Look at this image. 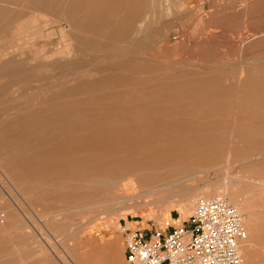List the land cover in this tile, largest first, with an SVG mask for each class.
<instances>
[{
  "label": "rangeland",
  "instance_id": "rangeland-1",
  "mask_svg": "<svg viewBox=\"0 0 264 264\" xmlns=\"http://www.w3.org/2000/svg\"><path fill=\"white\" fill-rule=\"evenodd\" d=\"M136 1L0 0V213L7 209L12 219L10 226L0 224V264H126L123 223L167 231L185 224L198 199L228 193L247 205L244 213L233 207L245 229L251 225L239 250L241 261L247 243L264 258V91L253 92L260 86L247 94L236 91L244 82L264 85V0H140L132 30L117 32ZM181 73L217 77L232 87L224 98L200 100L205 107L188 112L195 126L216 127L211 138L221 146L159 168L158 175L173 172L132 196L148 189L155 194L129 202L123 195L102 206L99 198L78 197L90 193L92 182L75 171L42 165L36 173L29 170L26 161L44 158L49 145L35 143L43 135L28 130V118L52 124L61 116L98 119L104 117L103 106L123 104L146 118L153 109L132 108L150 103H134L138 96L130 86L180 81ZM110 95L115 97L103 106L95 104ZM154 116L169 121V113ZM170 120L176 124L178 118ZM53 130L51 139L77 135ZM183 204L189 206L185 214ZM257 234L259 243L252 237Z\"/></svg>",
  "mask_w": 264,
  "mask_h": 264
},
{
  "label": "bare ground",
  "instance_id": "bare-ground-1",
  "mask_svg": "<svg viewBox=\"0 0 264 264\" xmlns=\"http://www.w3.org/2000/svg\"><path fill=\"white\" fill-rule=\"evenodd\" d=\"M140 3H141L140 0H137L136 2H134V4L131 6L132 8H130V10L127 12V16L124 22H119L118 25L116 26L115 29L117 30V32L128 34L132 30L133 23L137 21L138 16H139L140 6H141ZM46 13L48 14V12ZM87 29L89 30V28ZM1 30L2 28H0V31ZM114 33L115 32L110 33V36H109L110 39H111V35H113ZM248 62H250V60H248ZM139 75L142 76L143 74L140 73ZM177 77L181 78L182 80L180 81L174 80V82L171 81V82H166V83H158V84L150 85V86H140L139 84H132L130 86L132 88H130L129 90L132 91L133 94L138 96L136 97L137 99H133L134 103H136V100H140V101L145 100V101H148V103H150L144 106L143 105L140 106L139 104L137 106L132 107V108H135V107L144 108L145 110L152 108L153 112L150 113V115H147L146 118H139L140 116L138 114L130 113L128 111L130 106L126 104H123V106L120 109H115V107L111 109L109 107H104L103 104L107 103L110 98H114L115 95H110L109 97L103 96L97 100V103L95 104L99 105V107L103 106L102 109L105 112L104 117H101L98 119L87 118L84 116L75 117V115L72 117L61 116L60 118H58L57 124H52V123L43 122L44 119L42 120L36 117L28 118L29 120H27V123H26L27 127L29 128L28 130L32 133L43 135V137H41L35 143L36 144L46 143V145H49L47 146V150L49 151V153H47V155L44 158L30 159L29 162L26 161V163L31 167L29 170L33 171V173H36L38 171V169L36 168V165H42V166L49 167L51 169L56 168L62 171H65V170L75 171L74 173L77 176H79L81 179L92 182V186H91L92 190L90 191V193H86L83 195L81 194L78 197H83L85 199H90V200H96L99 198L98 200H100V203L98 202L97 203L101 204L102 206L107 205L108 201L111 202L115 198H118V197L122 198L123 195H127L128 197L126 198L124 197L125 199L124 198L122 199H124V201L129 202V201H135V200L137 201L138 199H141L142 196H149V195L155 194L156 191H154L153 189H150V190L148 189L144 194H141L140 196H136V197L132 196V194L136 192L137 189L145 188L155 182L161 181L165 179L166 177H168L173 172L171 170L172 172H167L166 174L158 175L156 172L159 168L161 167H164L165 169L166 167L172 168L173 165L175 166V163L177 162L182 163L187 158V155H190L191 153H194L201 149L210 150L215 147L221 146V144L218 145L217 143H215V141H217L216 139L213 140L211 138L212 133L217 132V130H215L216 127L214 128L213 126H209V125L204 126V127H199L198 125L195 126V124L192 121L194 119L192 120L190 119L191 116L188 114V112H191V110H194L197 108H204L205 104L200 105L199 103L200 100L220 99L222 97L224 98L226 96L225 94L228 93V91L232 90V87L222 86L220 83H218L216 79L217 77L199 76L197 73H181ZM177 77L174 79H177ZM100 79H102V77ZM107 79H110V78H107ZM172 79H173V75H172ZM257 86H260V87L255 89ZM258 89L261 92H263L264 85L262 84L256 85V83H247V82L245 83L244 82L243 85H241V87L236 89V91H238L239 94L240 93L247 94L250 91L252 92L253 90H254L253 92H257ZM69 100L71 99H68V102H70ZM140 101H137V103ZM262 101L263 100H261V102ZM74 107L76 108V105ZM249 107H253V106H249ZM163 112L169 113V116H167L169 118V121L174 120V119L170 120V118L177 117L178 120H175V122L177 123L171 124L169 123L168 120L154 118L155 117L154 115H157V113H163ZM174 112H176L177 114L174 115ZM117 120H122L124 123H120V124H118L117 122L115 123L114 121H117ZM148 123L149 124L152 123V125H148ZM55 128L63 129L66 133H72V134L75 133L77 135H74V136L71 135L68 137L63 136L62 139H51V137H48V136L56 133L53 130ZM254 135H256V133ZM33 150L37 151L36 149H33ZM86 151H92L93 152L92 156L91 157L86 156L85 155ZM4 158L5 157L1 159L3 160ZM182 171H184V169L178 170L177 173L181 174ZM56 187H55V190H56ZM162 188H164V186H162ZM218 196H222V195H218ZM218 196H215V197H218ZM227 198L232 204V206L236 208L237 211H240L243 213L247 212V205H245V203L239 204L236 201L235 195L233 193H228ZM162 201L167 203L166 205L167 207L172 208V205L168 202V200H162ZM180 211L184 214L187 213V211H189V206L187 204H183L180 207ZM10 214L11 213L7 209L1 212L0 213L1 215L0 224L3 223V225L5 226H10L11 221H12ZM250 227L251 225L248 222L246 229H249L250 231ZM252 237L255 240V242H258L260 239L259 234H257L256 236H252ZM1 256L3 255L1 254ZM243 261L245 262L244 264H264V258H259L255 253L254 247L250 244L248 245V243L247 245L245 244V246L243 247L241 264L243 263Z\"/></svg>",
  "mask_w": 264,
  "mask_h": 264
},
{
  "label": "built area",
  "instance_id": "built-area-1",
  "mask_svg": "<svg viewBox=\"0 0 264 264\" xmlns=\"http://www.w3.org/2000/svg\"><path fill=\"white\" fill-rule=\"evenodd\" d=\"M126 264H241L244 218L225 196L198 199L184 225L167 231L120 227Z\"/></svg>",
  "mask_w": 264,
  "mask_h": 264
}]
</instances>
